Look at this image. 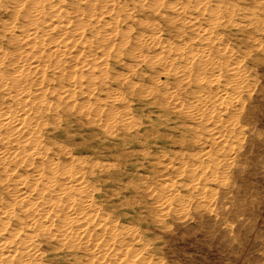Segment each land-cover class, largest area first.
Segmentation results:
<instances>
[{"label": "bare ground", "instance_id": "6f19581e", "mask_svg": "<svg viewBox=\"0 0 264 264\" xmlns=\"http://www.w3.org/2000/svg\"><path fill=\"white\" fill-rule=\"evenodd\" d=\"M7 1L0 169H29L51 193L70 195L84 181L87 143L127 130L154 170L161 217L188 225L193 208L213 215L243 149L253 67L264 63V40L248 29L259 28L264 0Z\"/></svg>", "mask_w": 264, "mask_h": 264}, {"label": "rangeland", "instance_id": "374dc122", "mask_svg": "<svg viewBox=\"0 0 264 264\" xmlns=\"http://www.w3.org/2000/svg\"><path fill=\"white\" fill-rule=\"evenodd\" d=\"M262 13H255L259 28H248L249 37L264 40ZM253 71L239 167L229 172V189L217 190L213 215L193 208L196 219L185 226L161 217L150 196L148 158L133 152L127 130L117 131L87 143L84 181L70 195L51 193L29 169H0V264H264V63Z\"/></svg>", "mask_w": 264, "mask_h": 264}]
</instances>
